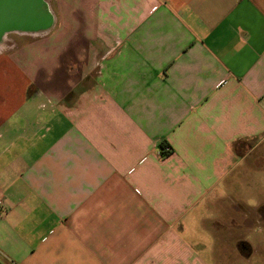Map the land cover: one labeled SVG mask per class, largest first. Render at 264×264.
I'll list each match as a JSON object with an SVG mask.
<instances>
[{"label":"crops","instance_id":"obj_1","mask_svg":"<svg viewBox=\"0 0 264 264\" xmlns=\"http://www.w3.org/2000/svg\"><path fill=\"white\" fill-rule=\"evenodd\" d=\"M46 1L49 31L0 41V264L254 253L264 0Z\"/></svg>","mask_w":264,"mask_h":264},{"label":"water","instance_id":"obj_2","mask_svg":"<svg viewBox=\"0 0 264 264\" xmlns=\"http://www.w3.org/2000/svg\"><path fill=\"white\" fill-rule=\"evenodd\" d=\"M55 24L46 0H0V41L10 32L38 33Z\"/></svg>","mask_w":264,"mask_h":264},{"label":"rangeland","instance_id":"obj_3","mask_svg":"<svg viewBox=\"0 0 264 264\" xmlns=\"http://www.w3.org/2000/svg\"><path fill=\"white\" fill-rule=\"evenodd\" d=\"M6 36H8L10 39L6 40L5 44L10 45L11 40H12V43L15 42L18 44H22L24 42H27V41H30L36 38L38 34L35 35V33L10 32ZM255 187L257 190H260V186L258 183L256 185V182H255ZM258 197L259 196H257V198ZM251 199L253 198L251 197ZM255 203H257V201ZM254 230H255L254 238L256 241L255 242L256 248L254 250V253H252L250 256H245V255H242L240 252L238 253L235 246L231 247V246L224 245L219 252L223 257L222 264H264V242L263 243L259 242L263 239V236H264L263 223L258 222L255 225Z\"/></svg>","mask_w":264,"mask_h":264},{"label":"built area","instance_id":"obj_4","mask_svg":"<svg viewBox=\"0 0 264 264\" xmlns=\"http://www.w3.org/2000/svg\"><path fill=\"white\" fill-rule=\"evenodd\" d=\"M171 149H172L171 146L166 144V145H163V146L161 147V152H162V153H163V152H167V153H168V152L171 151ZM3 203H4V202H3V199L0 198V208L2 207Z\"/></svg>","mask_w":264,"mask_h":264}]
</instances>
